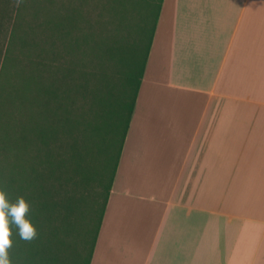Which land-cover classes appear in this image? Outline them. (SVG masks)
<instances>
[{
  "label": "crops",
  "instance_id": "obj_1",
  "mask_svg": "<svg viewBox=\"0 0 264 264\" xmlns=\"http://www.w3.org/2000/svg\"><path fill=\"white\" fill-rule=\"evenodd\" d=\"M90 264H264V0H163Z\"/></svg>",
  "mask_w": 264,
  "mask_h": 264
},
{
  "label": "trees",
  "instance_id": "obj_2",
  "mask_svg": "<svg viewBox=\"0 0 264 264\" xmlns=\"http://www.w3.org/2000/svg\"><path fill=\"white\" fill-rule=\"evenodd\" d=\"M163 0H0L10 264H90Z\"/></svg>",
  "mask_w": 264,
  "mask_h": 264
},
{
  "label": "clouds",
  "instance_id": "obj_3",
  "mask_svg": "<svg viewBox=\"0 0 264 264\" xmlns=\"http://www.w3.org/2000/svg\"><path fill=\"white\" fill-rule=\"evenodd\" d=\"M27 203L23 198H17L15 203H10L5 194L0 192V264H10L8 248L11 245V227L15 224L19 236L30 240L35 235V228L27 219Z\"/></svg>",
  "mask_w": 264,
  "mask_h": 264
},
{
  "label": "rangeland",
  "instance_id": "obj_4",
  "mask_svg": "<svg viewBox=\"0 0 264 264\" xmlns=\"http://www.w3.org/2000/svg\"><path fill=\"white\" fill-rule=\"evenodd\" d=\"M3 187H5V189H6L5 183L2 180V171H1V167H0V191L4 190Z\"/></svg>",
  "mask_w": 264,
  "mask_h": 264
}]
</instances>
